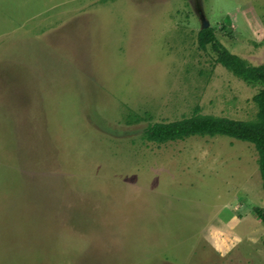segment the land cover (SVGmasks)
<instances>
[{
    "label": "rangeland",
    "instance_id": "374dc122",
    "mask_svg": "<svg viewBox=\"0 0 264 264\" xmlns=\"http://www.w3.org/2000/svg\"><path fill=\"white\" fill-rule=\"evenodd\" d=\"M205 26L264 65V0H0V264H264L255 146L144 139L196 108L257 118Z\"/></svg>",
    "mask_w": 264,
    "mask_h": 264
},
{
    "label": "trees",
    "instance_id": "16d2710c",
    "mask_svg": "<svg viewBox=\"0 0 264 264\" xmlns=\"http://www.w3.org/2000/svg\"><path fill=\"white\" fill-rule=\"evenodd\" d=\"M198 44L202 50L211 46L216 53V61L228 69L234 76L248 84H258L262 90L253 97L258 106L257 118L252 121L234 120L226 117L203 115L196 108L190 117L173 122H158L148 126L144 139L148 142L165 144L190 137L225 136L251 143L258 153V163L264 190V65L253 66L241 57L232 54L217 39L211 27L203 28L198 34ZM135 117V119H134ZM130 123L139 122L140 117L129 115ZM254 215L264 223V207H254Z\"/></svg>",
    "mask_w": 264,
    "mask_h": 264
},
{
    "label": "crops",
    "instance_id": "0c3cea01",
    "mask_svg": "<svg viewBox=\"0 0 264 264\" xmlns=\"http://www.w3.org/2000/svg\"><path fill=\"white\" fill-rule=\"evenodd\" d=\"M220 223V224H219ZM220 227V228H219ZM208 234V237L211 238V245L215 249L216 252L224 253V249L222 246V239L225 234L223 230V223L220 221H214L210 224L209 228H207L205 235ZM222 240V241H221ZM221 244V245H220ZM220 254V255H221Z\"/></svg>",
    "mask_w": 264,
    "mask_h": 264
},
{
    "label": "water",
    "instance_id": "95a60500",
    "mask_svg": "<svg viewBox=\"0 0 264 264\" xmlns=\"http://www.w3.org/2000/svg\"><path fill=\"white\" fill-rule=\"evenodd\" d=\"M204 28H207L206 26Z\"/></svg>",
    "mask_w": 264,
    "mask_h": 264
}]
</instances>
